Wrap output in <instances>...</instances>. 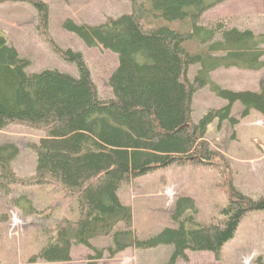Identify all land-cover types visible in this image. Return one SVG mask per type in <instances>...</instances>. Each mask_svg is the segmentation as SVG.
<instances>
[{
	"label": "trees",
	"instance_id": "obj_1",
	"mask_svg": "<svg viewBox=\"0 0 264 264\" xmlns=\"http://www.w3.org/2000/svg\"><path fill=\"white\" fill-rule=\"evenodd\" d=\"M9 1L34 5L42 36L79 72L75 76L57 68L29 71L30 59L0 31V129L24 124L44 130L35 145V172L26 177L18 175L13 165L18 144L0 143V189L10 194L20 183L50 186L56 199L43 218H49L56 206L66 211L55 225L42 228V245L26 264L41 260L69 264L76 245L93 251L86 264H99L106 251L114 257L128 247L160 245L173 246L163 264L188 261L189 251H209L221 259L242 220L252 211L264 210V194L253 197L232 185L230 163L220 167L230 181L231 197L218 216L201 221L195 198L180 195L174 201V226L146 237L138 236L133 208L123 202L120 191L137 176L160 168L217 167L225 160L207 139L209 125L215 120L219 128L225 120L237 125L240 119L232 115L236 102L244 107L242 117L253 109L264 114V85L260 90L226 88L213 79V72L263 69L264 33L225 20L204 23V13L224 0H131L132 11L106 16L100 23L66 19V31L87 46L100 45L119 55L109 78L112 96L104 98L83 52L62 48L51 38L48 2L0 3ZM194 64L199 67L190 77ZM206 86L227 103L194 121V95ZM14 202L25 215L42 214L27 197ZM100 236H110L114 242L100 249L92 243ZM255 264H264L262 256Z\"/></svg>",
	"mask_w": 264,
	"mask_h": 264
},
{
	"label": "rangeland",
	"instance_id": "obj_2",
	"mask_svg": "<svg viewBox=\"0 0 264 264\" xmlns=\"http://www.w3.org/2000/svg\"><path fill=\"white\" fill-rule=\"evenodd\" d=\"M44 1L50 7L51 19L47 28L51 38L62 48L82 51L101 96H112L109 78L118 66L119 55L100 45L87 46L79 36L66 31L64 23L69 18L80 23L103 22L106 16L116 17L132 11L131 0ZM202 20L210 25L225 20L230 25L251 28L261 34L264 33V0H224L206 11ZM39 27L38 13L32 3H0V31L8 36L10 43L23 56L30 59L29 71L57 68L78 76L76 64L58 54L42 36ZM198 67L199 64L190 67V77L194 76ZM213 79L226 88L260 90L264 85V68H220L213 74ZM226 103L209 86L198 89L193 98L194 121L199 120L207 110ZM243 108L240 102L233 106L232 115L240 119L237 125L233 126L225 120L219 128L218 120H215L208 127L207 139L226 157L219 166L171 165L137 176L121 188V199L133 208L138 236L146 237L166 226H174V201L180 195L195 198L201 221L218 216L219 209L231 197L230 181L225 178L224 169L220 170L224 162L230 163L234 171L232 185L253 197L264 194V114L253 109L248 116L242 117ZM43 133L42 129L24 124H10L0 129V143L15 141L20 148L13 165L21 177L35 172V145ZM49 188L20 183L13 186L10 194L0 189L1 264H26L29 256L42 245V239H39L42 228L55 225L65 215L66 211L56 206L49 218H43L44 210L56 199L55 190ZM20 196L31 199L33 205L41 209V216L25 215L14 202ZM21 202L25 204L26 200L22 198ZM77 214L75 212L73 217ZM112 242L110 236L92 239V243L100 249ZM172 250V245L141 250L128 247L114 257H108L106 251L105 257L98 263L163 264L168 262ZM92 252L83 245L74 246L73 260L69 264H86ZM188 254L189 260H179L178 264H255L259 256L264 259V210L252 211L242 220L235 237L222 249L221 259L209 251H189ZM35 264L55 263L41 260Z\"/></svg>",
	"mask_w": 264,
	"mask_h": 264
},
{
	"label": "crops",
	"instance_id": "obj_3",
	"mask_svg": "<svg viewBox=\"0 0 264 264\" xmlns=\"http://www.w3.org/2000/svg\"><path fill=\"white\" fill-rule=\"evenodd\" d=\"M216 71L213 72V74L215 73Z\"/></svg>",
	"mask_w": 264,
	"mask_h": 264
}]
</instances>
